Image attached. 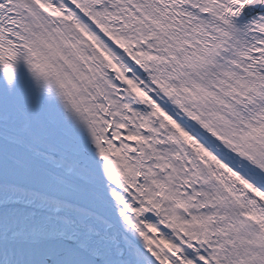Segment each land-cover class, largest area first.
I'll list each match as a JSON object with an SVG mask.
<instances>
[{
    "label": "snow or ice",
    "instance_id": "obj_1",
    "mask_svg": "<svg viewBox=\"0 0 264 264\" xmlns=\"http://www.w3.org/2000/svg\"><path fill=\"white\" fill-rule=\"evenodd\" d=\"M0 264H264V0H0Z\"/></svg>",
    "mask_w": 264,
    "mask_h": 264
}]
</instances>
